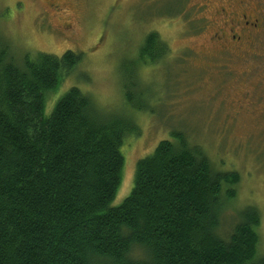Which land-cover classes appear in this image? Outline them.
Instances as JSON below:
<instances>
[{"label": "trees", "instance_id": "1", "mask_svg": "<svg viewBox=\"0 0 264 264\" xmlns=\"http://www.w3.org/2000/svg\"><path fill=\"white\" fill-rule=\"evenodd\" d=\"M168 50L151 32L122 63L126 105L146 110L133 103L145 92L139 71ZM81 61L75 51L17 55L0 36V264H125L132 242L146 246L147 264H264L256 209L221 235L239 174L214 169L189 130H171L138 160L131 192L111 206L120 150L140 129L77 87L54 99Z\"/></svg>", "mask_w": 264, "mask_h": 264}, {"label": "rangeland", "instance_id": "2", "mask_svg": "<svg viewBox=\"0 0 264 264\" xmlns=\"http://www.w3.org/2000/svg\"><path fill=\"white\" fill-rule=\"evenodd\" d=\"M213 4L216 8L219 3ZM207 9H200L195 0H0V36L17 55L82 54L54 99L77 87L98 107L124 113L137 124L139 135L127 138L120 150L126 164L112 207L131 192L136 162L151 155L171 130H189V138L209 152L214 169L239 174L236 198L227 201L222 214L226 224L221 235L235 226L241 211L256 209L260 256L264 255V31L233 47L213 44L216 26ZM151 32L167 45L169 55L163 64L139 71L145 92L133 103L148 108L142 111L126 105L120 67L135 56Z\"/></svg>", "mask_w": 264, "mask_h": 264}, {"label": "flooded vegetation", "instance_id": "3", "mask_svg": "<svg viewBox=\"0 0 264 264\" xmlns=\"http://www.w3.org/2000/svg\"><path fill=\"white\" fill-rule=\"evenodd\" d=\"M195 0L200 9L207 6L216 30L212 34L213 44H228L229 47L247 43L253 35L264 31V9L262 0ZM202 20L205 16L200 14ZM224 20V22H221Z\"/></svg>", "mask_w": 264, "mask_h": 264}, {"label": "clouds", "instance_id": "4", "mask_svg": "<svg viewBox=\"0 0 264 264\" xmlns=\"http://www.w3.org/2000/svg\"><path fill=\"white\" fill-rule=\"evenodd\" d=\"M125 264H147L148 252L146 246L140 242H132L123 251Z\"/></svg>", "mask_w": 264, "mask_h": 264}]
</instances>
